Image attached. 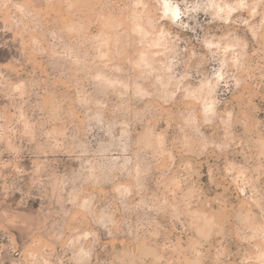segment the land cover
Instances as JSON below:
<instances>
[{
	"label": "clouds",
	"instance_id": "1",
	"mask_svg": "<svg viewBox=\"0 0 264 264\" xmlns=\"http://www.w3.org/2000/svg\"><path fill=\"white\" fill-rule=\"evenodd\" d=\"M0 264H264V0H0Z\"/></svg>",
	"mask_w": 264,
	"mask_h": 264
}]
</instances>
